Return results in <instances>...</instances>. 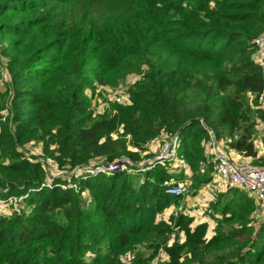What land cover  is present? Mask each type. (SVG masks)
<instances>
[{
  "label": "trees",
  "instance_id": "16d2710c",
  "mask_svg": "<svg viewBox=\"0 0 264 264\" xmlns=\"http://www.w3.org/2000/svg\"><path fill=\"white\" fill-rule=\"evenodd\" d=\"M263 35L264 0H0V199L23 197L0 214V264H156L160 250L165 264H264V220L241 187L210 201L211 233L164 216L178 202L165 181L211 178L210 131L258 162ZM130 75V102L97 111L99 90ZM175 133L187 168L74 178L78 191L59 177L43 187V161L20 149L41 143L62 170L122 157L137 168L150 140Z\"/></svg>",
  "mask_w": 264,
  "mask_h": 264
},
{
  "label": "built area",
  "instance_id": "2783aa9c",
  "mask_svg": "<svg viewBox=\"0 0 264 264\" xmlns=\"http://www.w3.org/2000/svg\"><path fill=\"white\" fill-rule=\"evenodd\" d=\"M256 43L260 47L256 58L262 64L264 71V35L257 38ZM117 95V102H122L128 95V90L122 87ZM257 98L259 103L258 107L264 114V91ZM262 123L264 122L260 120L259 125ZM210 136V156L201 164V170L206 172L215 157L216 164L213 167L211 178L200 188L194 187V177L190 173H187L180 181L175 179L165 181L167 193L178 197V202H175L169 209L171 216L174 218L182 215L187 217L193 216V208L199 209L201 215L206 214V216H210L212 211L209 203H206L208 198L210 196L214 198L217 194L234 187L243 188L256 200L257 204L264 206V141L258 149V162L255 163L239 153L235 156L232 153L226 154L222 151V144L217 140L214 132L210 131ZM159 146L157 154L152 158L141 161L137 168L128 158L122 157L113 162L98 160L90 164L78 165L72 169H61L60 173L55 174V171L60 170L57 162L52 159L42 160L49 174L48 178L42 183V186L52 187L53 179L59 177L64 181L61 184L62 187H71L78 191L80 190V184L78 181H74V178H79L80 180L81 178H87L100 173L111 175L116 170L144 172L152 169L157 163L165 162L171 163V167L174 169L181 167L187 168L188 161L185 154L181 152V139L178 133L165 136ZM212 147L214 148L211 152ZM20 149L24 150L21 147ZM24 152L27 154L26 150ZM188 196L193 197L192 208L185 206L184 200ZM22 201V196L15 195L8 199H0V214L6 216L15 210H19ZM123 258L128 262L130 260V253L126 252Z\"/></svg>",
  "mask_w": 264,
  "mask_h": 264
},
{
  "label": "rangeland",
  "instance_id": "374dc122",
  "mask_svg": "<svg viewBox=\"0 0 264 264\" xmlns=\"http://www.w3.org/2000/svg\"><path fill=\"white\" fill-rule=\"evenodd\" d=\"M2 74V75H1ZM6 74V70L4 67L0 66V76H4L5 77ZM136 79V75H130L128 76V78L119 86L116 87H105L104 89H100L99 90V94L95 97V99L93 100V106L96 108L97 111L100 112H104L105 110L112 108L113 105L115 104V102H117L116 97L118 96V91L123 87L126 88V90H128V95L123 99L122 102H117V103H129L130 102V94H129V89L132 85V83H134V80ZM132 81V82H131ZM5 89V84H3L0 81V92H2ZM259 105V104H258ZM258 105H256V107H258ZM259 108V107H258ZM261 121L264 122V119H260ZM220 131V128H219ZM166 135L164 134L162 137L156 138V139H152L147 143V151L149 152V154L153 156H155L157 154V150L159 149V145L160 142L163 140V138ZM264 123L259 125V131H258V138L256 140L257 142V146L258 149L262 146V142L264 141ZM211 141V136H210V140ZM219 141V140H218ZM220 143L222 144V151H224L226 154L227 153H232V155H237V152H235V150H233L231 147L228 146V143L226 141V138L223 137V135L220 137ZM208 149L210 148L209 144H206ZM24 148V150L27 151V155H29L30 157H36V158H40L41 160H46L49 159L48 156L45 155V150L43 147V144L41 143H35L30 142V143H26L25 146L21 147ZM213 148H211V152L213 151ZM146 154L144 152H141V156H143V160H147L148 158L145 156ZM149 157V158H152ZM249 160H252L253 158L251 157H247ZM142 161V160H140ZM208 171V170H207ZM61 169L58 171H55L54 173H60ZM208 173L210 174V172L208 171ZM196 179L194 178V187L195 188H200L201 186L197 187L196 185ZM87 194V191L85 192ZM88 195V194H87ZM210 199H208L206 201V203H210ZM257 209L254 213V218L257 220L256 225L258 226V224H260V222H262L264 220V206L257 204ZM206 215V214H205ZM165 219H168L171 216V213L169 212V210L164 214ZM194 216V215H193ZM197 218L203 219V216L200 217H195V221L199 222L198 220H196ZM212 219V214L210 213V217L208 216V220ZM215 221L211 220L209 221V229H210V233L213 231V227L215 226ZM172 240L169 241V244H171ZM126 253V252H125ZM124 253V254H125ZM166 260H168L167 255L165 254V252L163 250H160L159 254L157 255V257L154 259V262L156 264H165Z\"/></svg>",
  "mask_w": 264,
  "mask_h": 264
},
{
  "label": "crops",
  "instance_id": "0c3cea01",
  "mask_svg": "<svg viewBox=\"0 0 264 264\" xmlns=\"http://www.w3.org/2000/svg\"><path fill=\"white\" fill-rule=\"evenodd\" d=\"M192 199H193V197L192 196H188L187 198H185V206L186 207H191L192 208ZM208 199H210V200H212L213 198H212V196H210ZM193 217L195 218V217H200V216H203V219H200V221H199V218H197L196 220H198L199 222H202V221H211L212 219H210V220H208V216H206V215H201L200 213H201V211L199 210V209H195V208H193ZM210 217V216H209ZM214 228V227H213Z\"/></svg>",
  "mask_w": 264,
  "mask_h": 264
}]
</instances>
